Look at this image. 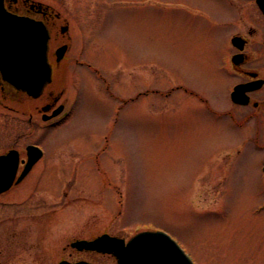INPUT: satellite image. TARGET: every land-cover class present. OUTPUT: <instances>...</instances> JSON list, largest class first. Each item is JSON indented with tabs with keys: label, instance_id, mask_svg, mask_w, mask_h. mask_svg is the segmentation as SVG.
I'll return each instance as SVG.
<instances>
[{
	"label": "rangeland",
	"instance_id": "obj_1",
	"mask_svg": "<svg viewBox=\"0 0 264 264\" xmlns=\"http://www.w3.org/2000/svg\"><path fill=\"white\" fill-rule=\"evenodd\" d=\"M28 1L68 27L72 57L57 89L65 116L47 122L34 109L50 89L43 101H0V154L44 151L31 176L0 195V230L37 214L42 231L40 258L25 252L9 264H57L66 242L146 231L168 234L194 264H264L263 196L248 182L241 130L194 97L165 96L181 83L218 103L203 21H184L181 0ZM214 5L212 15L225 13Z\"/></svg>",
	"mask_w": 264,
	"mask_h": 264
},
{
	"label": "flooded vegetation",
	"instance_id": "obj_2",
	"mask_svg": "<svg viewBox=\"0 0 264 264\" xmlns=\"http://www.w3.org/2000/svg\"><path fill=\"white\" fill-rule=\"evenodd\" d=\"M215 1L218 0H181L179 7L185 14L183 15L184 21H190L192 17L203 21L205 33L215 45L211 53L213 56L211 73L218 82V85L213 89L215 91L214 98L218 103L211 102L200 92L181 83H171L165 96H171L177 91L194 97L216 120H226L230 127L234 126L241 130L243 143L240 147L245 165L252 168L249 171L248 182L257 184L254 192L257 196H263L262 205H260L262 211L264 210V0H219L226 7L225 13L220 16L212 15V9L217 7L214 5ZM5 6L13 14L29 17L45 25L49 34L47 58L52 76L51 82L46 85L42 94L36 99L14 90L0 76V101L14 102L17 100L16 102L20 105L43 101L46 90L50 89L47 91L48 97L45 98L46 100L40 105V108L35 107L34 109H37L43 120L44 117L51 115L59 106H62L59 115L47 120V122L55 121L66 111V103L59 101L61 94L57 92V89L63 90L67 68L71 64L69 62L72 56L68 57L67 53L72 47V36L67 35L68 27L62 26L58 20L59 17L49 11L47 7L43 8L28 0H5ZM62 48H64L63 52H61ZM82 64L80 63V65ZM27 146H9L1 153L5 154L10 150L18 152V168L13 185L3 194H7L24 183L44 158L42 150L41 159L16 184L15 182L28 159ZM101 153L98 151L92 157L98 171L100 170ZM38 181L39 179L35 177L33 190H36ZM63 195H66V192ZM38 217L37 214H29L26 216V220H33V223L22 225L18 223L0 230V264H9L10 260H14L16 257L20 258L21 254L25 252L29 253L34 261L40 258L38 253H41L39 248L42 244V231L40 225L36 224ZM82 239L84 238L66 242L61 249L62 258L58 262H92L90 256H98L108 257L115 264L112 256L80 251L73 246L75 242ZM57 255L59 256L60 252L57 251Z\"/></svg>",
	"mask_w": 264,
	"mask_h": 264
},
{
	"label": "water",
	"instance_id": "obj_3",
	"mask_svg": "<svg viewBox=\"0 0 264 264\" xmlns=\"http://www.w3.org/2000/svg\"><path fill=\"white\" fill-rule=\"evenodd\" d=\"M47 41L48 33L41 22L9 13L4 0H0V74L3 81L17 91L37 98L51 81ZM28 151L25 169L15 183L20 182L41 157V150L37 147L29 146ZM16 168V152L0 156V193L11 187ZM75 245L79 250L110 254L116 259V264H193L178 244L160 231L138 233L126 243L123 238L103 234Z\"/></svg>",
	"mask_w": 264,
	"mask_h": 264
}]
</instances>
